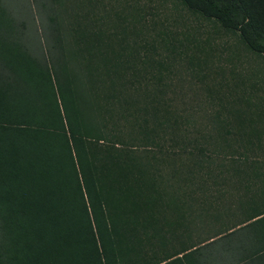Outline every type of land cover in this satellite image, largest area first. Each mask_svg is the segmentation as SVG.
Here are the masks:
<instances>
[{"label":"trees","instance_id":"1","mask_svg":"<svg viewBox=\"0 0 264 264\" xmlns=\"http://www.w3.org/2000/svg\"><path fill=\"white\" fill-rule=\"evenodd\" d=\"M176 1L262 65L200 126L167 27L0 0V264H264V0Z\"/></svg>","mask_w":264,"mask_h":264},{"label":"rangeland","instance_id":"2","mask_svg":"<svg viewBox=\"0 0 264 264\" xmlns=\"http://www.w3.org/2000/svg\"><path fill=\"white\" fill-rule=\"evenodd\" d=\"M17 1L8 0L15 13H18L19 9L16 7ZM24 1L32 8L35 4L48 2V0ZM56 1L67 4L76 2L83 6L87 0ZM92 9L95 15L106 12L127 18L138 12L146 19L155 21L158 27H167L176 38H183L192 43L188 52L193 54L194 58L189 62L186 59L178 61L180 67H177L175 74L181 78L177 88L182 92L179 94L183 97L184 106L190 108L191 112H197L199 126L205 123L202 118L206 113L204 111L206 109L209 111L213 108L211 106L215 108L216 105L207 102L204 85L215 86L217 81L229 82L232 78L243 79L244 82L248 78V81H252L254 73L262 69L260 59L245 50L235 37L212 22L183 9L176 0H96V6Z\"/></svg>","mask_w":264,"mask_h":264}]
</instances>
